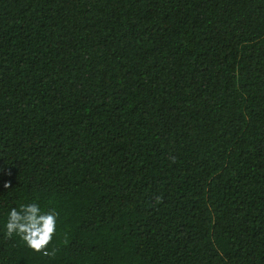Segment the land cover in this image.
Segmentation results:
<instances>
[{"label": "trees", "instance_id": "trees-1", "mask_svg": "<svg viewBox=\"0 0 264 264\" xmlns=\"http://www.w3.org/2000/svg\"><path fill=\"white\" fill-rule=\"evenodd\" d=\"M0 264H264V0H0Z\"/></svg>", "mask_w": 264, "mask_h": 264}, {"label": "clouds", "instance_id": "clouds-1", "mask_svg": "<svg viewBox=\"0 0 264 264\" xmlns=\"http://www.w3.org/2000/svg\"><path fill=\"white\" fill-rule=\"evenodd\" d=\"M58 215L52 209L42 211L37 203L21 205L19 209L14 207L6 223V237L18 235L31 249L50 255L46 249L55 235Z\"/></svg>", "mask_w": 264, "mask_h": 264}]
</instances>
